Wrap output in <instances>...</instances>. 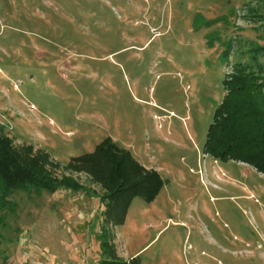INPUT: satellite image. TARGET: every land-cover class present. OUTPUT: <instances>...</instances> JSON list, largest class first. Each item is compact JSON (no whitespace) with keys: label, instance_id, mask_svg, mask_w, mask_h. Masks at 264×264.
<instances>
[{"label":"rangeland","instance_id":"obj_1","mask_svg":"<svg viewBox=\"0 0 264 264\" xmlns=\"http://www.w3.org/2000/svg\"><path fill=\"white\" fill-rule=\"evenodd\" d=\"M252 46L264 0H0L3 133L81 187L12 193L0 264H102L104 191L64 166L107 137L163 181L114 228L119 256L264 264V174L204 151L230 64Z\"/></svg>","mask_w":264,"mask_h":264},{"label":"trees","instance_id":"obj_2","mask_svg":"<svg viewBox=\"0 0 264 264\" xmlns=\"http://www.w3.org/2000/svg\"><path fill=\"white\" fill-rule=\"evenodd\" d=\"M247 60L230 64L223 84L225 94L208 127L204 151L215 159L246 163L264 174V47H251ZM264 55V54H262ZM0 124V211L8 207V197L18 190L80 185L67 177L52 176L47 166H55L47 154L33 152L30 145L16 147ZM64 169L84 173L104 191L102 264H139L138 256L124 259L114 243V228L124 223L131 201L152 200L163 181L158 172L140 164L131 152L107 137L93 151L69 159Z\"/></svg>","mask_w":264,"mask_h":264}]
</instances>
